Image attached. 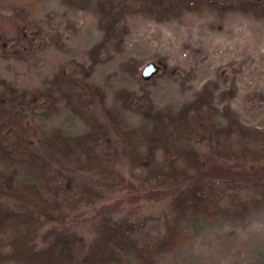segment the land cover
Here are the masks:
<instances>
[{
	"label": "rangeland",
	"instance_id": "1",
	"mask_svg": "<svg viewBox=\"0 0 264 264\" xmlns=\"http://www.w3.org/2000/svg\"><path fill=\"white\" fill-rule=\"evenodd\" d=\"M216 1L167 17L146 0H0V34L7 36L0 90L29 105L22 113L35 130L21 132L8 109L0 124L10 123L7 136L21 153L39 138L61 133L67 140L55 157L42 146L34 154L52 163L44 162L48 187L43 162L18 159L12 167L0 149L1 181L34 177L50 202L56 198L59 221L41 222L40 234L68 228L89 249L105 213L134 225L139 247H128L130 264H264V172L252 177L239 160L264 134V0ZM150 62L161 69L145 81ZM83 103L94 118L75 108ZM177 117L193 126L213 121L219 130L193 143L205 175L219 177L204 198L188 192V181L142 183L126 146L123 131L134 130L144 155H167L175 141L187 151L188 138L169 126ZM160 120L168 131L156 137ZM97 146L111 158L102 173L80 167L77 156ZM14 210L0 189V242ZM0 264L23 263L0 254Z\"/></svg>",
	"mask_w": 264,
	"mask_h": 264
},
{
	"label": "trees",
	"instance_id": "2",
	"mask_svg": "<svg viewBox=\"0 0 264 264\" xmlns=\"http://www.w3.org/2000/svg\"><path fill=\"white\" fill-rule=\"evenodd\" d=\"M238 1L242 2L244 5H248V3L244 2L245 0ZM146 3L148 6L151 5V7H156L158 9L157 11H165L163 15L167 17L181 14L187 10L200 13L207 7L218 5L216 0H146ZM9 20H11V18L7 21ZM5 38H7L5 34H0V42H3ZM0 91H2L0 92V118L4 119L3 117L5 116L6 110H10L13 118H17V121L20 123L19 126L22 128L21 132H24L26 135L30 134L35 128L26 121L27 117L22 113L29 105L22 104V106H20L17 104L16 101H18V99L14 97V94H4L3 90ZM40 98L44 99L46 97ZM34 102H36V100L33 102L30 100V104ZM75 108L81 112V114L88 115L91 118L95 116L94 110L84 103L75 106ZM194 124L193 122L191 124V121L186 117H177V119L173 120L172 125L169 124V126L172 127L175 132H179V134L185 135L188 138V140L184 142L188 150L181 152L177 148L179 145L181 146L180 142L175 141L174 144L177 145V147H175L173 152L161 157L155 154L144 155L140 153L136 144L137 141L135 142L134 139L135 131H123V135L129 139V143H127L128 145L126 146L129 151L132 153L134 152L132 162L136 165L134 168L139 175L137 178L142 183L153 182L165 185L170 181H179L181 183L188 181V192L199 195L201 198L206 197V191L212 189V187L210 188L211 182L214 183L219 177H212L209 174L205 175L204 159L202 155L195 150L193 143L206 136H213L219 133V130H216L217 126L213 121H200L198 125L196 124L193 126ZM9 125L10 123L7 125L0 124V135L7 143L0 141L1 152L12 161V167L18 163L16 162L18 159L19 161L27 159L26 161L28 162L29 160V163H32L31 165H34V161L36 164L38 161L43 162L42 171L45 178L44 182L48 187V185L51 184V179L48 177L51 169L44 166V162L49 165H52V163L48 160L45 161L42 155H37L36 159L33 157L41 146L42 150H50L52 153L51 155H54V157L57 154L63 153L66 150H63L65 146L64 142H67V140L63 141L65 136L60 133L56 140L53 137H47L46 140L40 141L39 138V140L35 142H29V150H27L26 153H21V151L12 144L15 142H11L10 138L7 136V134L13 132ZM167 127L165 122L160 120V124L153 130V136L157 137V134L161 132V128H164L165 132H167ZM16 132H18L17 129ZM24 133L18 134L25 135ZM164 133L162 132V136L167 135ZM130 140L132 141L130 142ZM75 146L81 148L78 143H76ZM95 149V151L91 150L88 153L89 156L86 158L79 155L80 153L78 151L77 156L80 160L79 165L82 168L90 169V171L102 173L103 170L101 171V169L104 168V166L110 167L111 158L106 157L101 147L99 148L97 146ZM54 150H58V152H56L57 154L54 153ZM54 157H49V159H52L51 162L55 160ZM239 160L243 162L241 166L243 170L252 177L257 178L259 172H264V134L255 139L251 149L247 150ZM250 167L251 170L249 169ZM47 172L48 174L46 175ZM32 179L33 180H25L20 183H13V179L9 180L7 178L4 180L2 179V181L0 180V189L10 195L17 203V210L13 211L10 218L11 230L0 242V254L6 255V257L14 261L22 262L23 264H106L108 262L112 264L109 261L111 258L110 254L114 257L113 261H115L116 264L131 263V259L127 260L131 255L128 247H139L138 241L133 235L134 225L126 220L119 221L108 218L105 213V215H100L101 220L98 223L99 239L95 240L96 243L89 249L84 240L71 232L68 228L60 229L56 226H52V228L40 234L41 222L42 224L43 222H50L51 224L58 223L59 219L56 214L58 215L57 212L59 208L56 206L57 203H55L56 198L53 201L54 203L50 202L49 196L43 191L41 185L34 180V177H32ZM62 179L65 180L66 178L64 177ZM56 191L57 190H55L54 193H56ZM208 208L210 209L211 207ZM182 231L178 230V234L181 232V235H185V231Z\"/></svg>",
	"mask_w": 264,
	"mask_h": 264
},
{
	"label": "water",
	"instance_id": "3",
	"mask_svg": "<svg viewBox=\"0 0 264 264\" xmlns=\"http://www.w3.org/2000/svg\"><path fill=\"white\" fill-rule=\"evenodd\" d=\"M160 69V66H158L156 63L150 62L142 69L141 76L143 80L148 81L158 74Z\"/></svg>",
	"mask_w": 264,
	"mask_h": 264
}]
</instances>
